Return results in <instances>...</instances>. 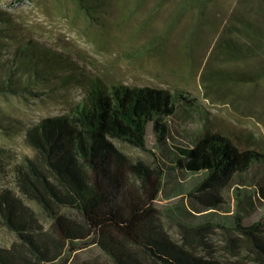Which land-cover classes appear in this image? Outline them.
I'll list each match as a JSON object with an SVG mask.
<instances>
[{
	"label": "trees",
	"instance_id": "1",
	"mask_svg": "<svg viewBox=\"0 0 264 264\" xmlns=\"http://www.w3.org/2000/svg\"><path fill=\"white\" fill-rule=\"evenodd\" d=\"M74 1L89 15L105 4ZM21 32L11 13L0 9V94L38 96L50 82L76 81L84 82L86 93L67 112L27 127L32 156L14 163L0 145V179L12 177L0 185V223L17 235L10 244L0 241V264H72L75 253L90 246L110 262L79 264H264V217L247 221L264 206L261 133L208 127L176 136L172 119L196 104L187 91L76 73L67 55ZM215 50L229 61L264 57V25L235 14ZM263 76L264 65L206 70L202 80L209 95ZM150 131L161 149L152 163L132 159L117 143L147 150ZM168 182L174 184L170 191ZM184 195L192 209L178 202L165 212L158 204L161 196ZM166 214L179 226L178 236L164 224ZM215 228L224 231L230 255H218L209 242Z\"/></svg>",
	"mask_w": 264,
	"mask_h": 264
},
{
	"label": "rangeland",
	"instance_id": "2",
	"mask_svg": "<svg viewBox=\"0 0 264 264\" xmlns=\"http://www.w3.org/2000/svg\"><path fill=\"white\" fill-rule=\"evenodd\" d=\"M0 9L11 13L22 36L34 37L67 55L76 73L100 76L107 83L187 91L196 104L189 105V111H179L172 119L176 136H180L179 130L194 135L208 127L221 131L251 129L264 136V76L209 95L202 80L206 70L251 71L264 65L263 56L229 61L215 50L224 27L235 14L255 17L264 25L263 0H105L94 15H89L74 0H0ZM7 50L3 56L8 55ZM41 90L44 92L38 96L0 94V145L9 150L10 161L14 163L34 154L26 142L27 127L46 116L70 110L85 95L86 86L77 81L67 86L50 82ZM117 143L134 160L152 163L154 152L161 151L152 131L147 150L119 140ZM5 183H12L11 174L0 179V185ZM173 185L168 182L167 191ZM227 200L233 207L231 190ZM178 202L192 209L185 195L183 198L161 196L158 204L166 212ZM30 203L48 224V217L35 203ZM163 217L169 231L178 236L177 223L167 214ZM262 217L264 206L247 221ZM208 233L218 255L231 254L224 248L225 235L221 228ZM16 239V233L0 223V241L10 244ZM83 259L110 262L97 246L78 250L72 264Z\"/></svg>",
	"mask_w": 264,
	"mask_h": 264
}]
</instances>
